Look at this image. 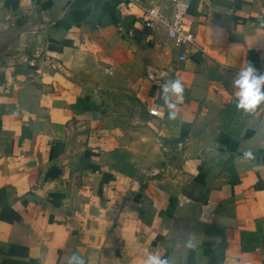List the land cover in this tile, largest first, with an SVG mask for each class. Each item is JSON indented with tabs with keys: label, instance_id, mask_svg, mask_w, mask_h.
<instances>
[{
	"label": "crops",
	"instance_id": "0c3cea01",
	"mask_svg": "<svg viewBox=\"0 0 264 264\" xmlns=\"http://www.w3.org/2000/svg\"><path fill=\"white\" fill-rule=\"evenodd\" d=\"M137 1L0 0V264H264V0H188L183 61Z\"/></svg>",
	"mask_w": 264,
	"mask_h": 264
},
{
	"label": "built area",
	"instance_id": "2783aa9c",
	"mask_svg": "<svg viewBox=\"0 0 264 264\" xmlns=\"http://www.w3.org/2000/svg\"><path fill=\"white\" fill-rule=\"evenodd\" d=\"M137 6L140 8L142 27L158 36L156 42L162 50H175L177 61L186 58L185 52L188 47H196L192 31L183 22L189 8L188 0H150L145 4L138 0ZM197 49L202 51L200 48ZM166 71L167 69L160 68L155 72H147L146 75L152 79L156 74L161 79Z\"/></svg>",
	"mask_w": 264,
	"mask_h": 264
},
{
	"label": "clouds",
	"instance_id": "9594fccd",
	"mask_svg": "<svg viewBox=\"0 0 264 264\" xmlns=\"http://www.w3.org/2000/svg\"><path fill=\"white\" fill-rule=\"evenodd\" d=\"M235 96V107L245 115L254 113L259 106L264 104V74H260L251 64L245 66L236 73L232 82ZM184 88L179 80H170L163 85L162 99L169 111V119H176V106L184 99ZM247 160L254 159L251 151L244 153ZM188 248L195 246L193 239L187 241ZM68 264H85L84 258L73 255ZM144 264H168L162 257L150 254Z\"/></svg>",
	"mask_w": 264,
	"mask_h": 264
},
{
	"label": "trees",
	"instance_id": "16d2710c",
	"mask_svg": "<svg viewBox=\"0 0 264 264\" xmlns=\"http://www.w3.org/2000/svg\"><path fill=\"white\" fill-rule=\"evenodd\" d=\"M242 249H245V247H244V246H242Z\"/></svg>",
	"mask_w": 264,
	"mask_h": 264
}]
</instances>
